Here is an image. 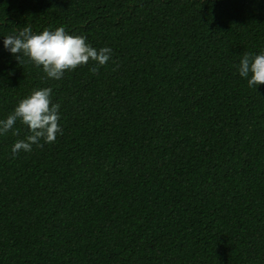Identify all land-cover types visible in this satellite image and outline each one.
I'll return each mask as SVG.
<instances>
[{
    "label": "trees",
    "instance_id": "trees-1",
    "mask_svg": "<svg viewBox=\"0 0 264 264\" xmlns=\"http://www.w3.org/2000/svg\"><path fill=\"white\" fill-rule=\"evenodd\" d=\"M25 25L113 56L49 79L3 47ZM261 52L264 0H0V120L51 87L63 128L0 135V264H264Z\"/></svg>",
    "mask_w": 264,
    "mask_h": 264
},
{
    "label": "clouds",
    "instance_id": "clouds-1",
    "mask_svg": "<svg viewBox=\"0 0 264 264\" xmlns=\"http://www.w3.org/2000/svg\"><path fill=\"white\" fill-rule=\"evenodd\" d=\"M86 40L84 36L70 35L64 27L34 34L32 28L25 25L17 33L3 38V47L15 56L18 64H22L23 58L27 57L37 68L42 67L47 78L61 80L66 71H73L90 61L95 62L91 71L96 74L100 67L111 60L113 50L110 47L96 49ZM238 72L247 79L250 88L257 89L264 84V52L258 55L245 53L239 62ZM52 93L51 87L34 89L18 102L6 119L0 120V135L13 130L18 121L31 133L26 139L14 143L12 158H16L20 152H31L34 145L42 148L44 143H54L57 136L63 134L59 111L61 105L52 102ZM13 134L19 133L14 131Z\"/></svg>",
    "mask_w": 264,
    "mask_h": 264
}]
</instances>
